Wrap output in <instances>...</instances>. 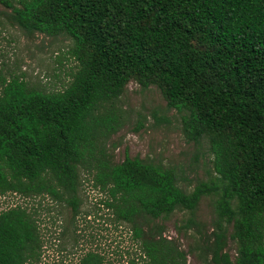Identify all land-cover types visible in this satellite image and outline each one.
<instances>
[{
	"label": "trees",
	"instance_id": "obj_1",
	"mask_svg": "<svg viewBox=\"0 0 264 264\" xmlns=\"http://www.w3.org/2000/svg\"><path fill=\"white\" fill-rule=\"evenodd\" d=\"M0 4L27 34L67 37L75 62L60 89L0 75V195L46 199L73 219L83 170L99 202L128 225L141 264H186L162 221L180 211L178 233L199 232L194 211L210 197L201 264H264V0ZM130 80L158 89L186 141L205 139L212 177L185 189L171 167L126 154L111 162L105 140L122 124L115 102ZM41 252L33 206L0 210V264H36ZM100 262L86 251L78 264Z\"/></svg>",
	"mask_w": 264,
	"mask_h": 264
},
{
	"label": "rangeland",
	"instance_id": "obj_2",
	"mask_svg": "<svg viewBox=\"0 0 264 264\" xmlns=\"http://www.w3.org/2000/svg\"><path fill=\"white\" fill-rule=\"evenodd\" d=\"M9 12L0 4V75L6 80L16 75L29 84L45 90L62 88L75 69L68 54L70 40L63 36L25 33L11 23ZM115 107L122 121L120 127L105 140L111 162H120L125 154L144 161L159 163L174 169L178 185L190 189L197 180H208L214 174L207 142L186 141L180 132L179 113L167 108L165 100L154 86L141 88L135 81L127 82L117 98ZM142 125L138 128V123ZM79 213L70 219L68 209L46 201L22 199L6 193L0 195V210L16 204L33 206L42 239V252L36 264H78L86 251L101 257L99 264H141L128 225L116 222L111 212L99 202L103 197L93 189L85 171H80ZM187 214L176 211L162 221L163 234L177 241L186 251V264H201V246L210 236L212 205L210 197H202L194 211L201 223L179 232ZM194 229V230H192ZM225 250L233 256V243L227 241Z\"/></svg>",
	"mask_w": 264,
	"mask_h": 264
}]
</instances>
